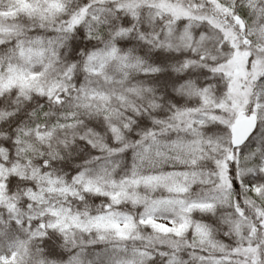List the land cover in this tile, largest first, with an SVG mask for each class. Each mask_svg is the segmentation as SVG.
Listing matches in <instances>:
<instances>
[{
  "label": "snow or ice",
  "instance_id": "1",
  "mask_svg": "<svg viewBox=\"0 0 264 264\" xmlns=\"http://www.w3.org/2000/svg\"><path fill=\"white\" fill-rule=\"evenodd\" d=\"M0 264H264V0H0Z\"/></svg>",
  "mask_w": 264,
  "mask_h": 264
}]
</instances>
